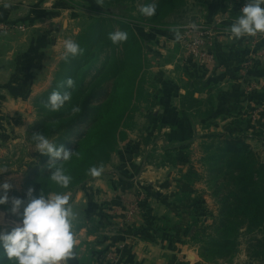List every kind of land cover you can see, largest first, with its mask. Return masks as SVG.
I'll return each mask as SVG.
<instances>
[{"label":"rangeland","instance_id":"374dc122","mask_svg":"<svg viewBox=\"0 0 264 264\" xmlns=\"http://www.w3.org/2000/svg\"><path fill=\"white\" fill-rule=\"evenodd\" d=\"M3 1L0 0V4ZM209 1L184 0L185 5L167 19L171 22L167 26L171 27L175 24L171 21L172 17L178 15V19L180 20V15L184 17L185 12L188 10L191 16L192 11L198 8L199 4L206 6ZM4 2V5L18 2L19 9L16 12L17 15L15 13H9V18L0 20V26L4 25L7 27L5 31L0 30V39H10V43L14 39L18 40L22 38L20 40L23 41L25 39L26 44L34 40L33 50L35 56L32 63L23 67L22 73L16 78V85H13L15 88L21 86V100L18 101L23 103L16 111L14 109H8L9 113L6 118L7 125H5V130L7 135L6 141H2V148L4 147L7 153L0 158V168L4 166H8L9 168L5 172L0 173V185L4 182H9L12 185L7 190L9 197L16 196L17 194L25 196L27 193V182L33 179L37 169L43 168L40 164V157H38L41 153L34 149L31 136L36 133L41 125L59 113V110L53 111L47 108L43 102L48 99L43 98L46 93L55 88L54 84L57 81V74L61 69L62 63L66 60L64 57V41L66 39H72L80 45V37L91 34L94 25L103 22L105 28L110 32L125 30L128 32L127 43L130 46L128 47V52L123 48V41L117 43L112 41L113 44H116V52L118 53V58L120 57L119 65L122 61H126L128 68L130 67L131 60L133 59L131 50V40L133 37L136 39V43L140 42L142 44V58L144 63L143 69L136 79V95L131 104L125 107L126 113L122 117L121 127L118 131L120 137L118 136L115 151L111 153L109 161L102 167V172L99 176L101 177L105 172H115L114 170L118 172L119 168L126 166L121 161L115 163L113 158H117L119 151L123 149L127 142L133 141L138 144V154L142 158L140 161V170H149L151 166L154 168L153 170L158 168V171L162 172L158 181H161L164 185H167V182H171V185H173L172 190L180 191L177 197L183 202L180 205L181 208L177 209V212L182 214V219L181 217L180 219L176 218L177 215L181 214L174 213V216L171 217L172 219L160 220L157 217L145 216L146 209L143 205L141 206L139 201L142 198L144 201L148 198L146 191H148V194L149 190L155 193L156 189L153 186L150 185L149 190L145 188L143 190H136L140 191L141 194L135 196L133 200H129V197L125 195L123 200L128 205H126L127 209L125 210L127 217L124 224L120 222L117 226L119 227L117 238L122 239V241L124 240L123 243H126L125 240L128 239L127 241H130L132 246L135 244L131 241H135L136 245H138V242L151 244L160 240L163 246H165L163 247V254L165 255L161 256L160 261L165 264L167 262H163L164 258H167L168 261L171 260L168 264H264V261L260 262L249 257L248 243L246 242L247 237L245 236L241 237V245L237 251L233 253L231 258L226 260H206L202 256V244L194 239L196 235L201 237L202 232L200 230L203 231L205 227L213 225V220L215 217H218L221 205L217 192L220 189V183L224 182L223 179L213 181L208 168L203 165L202 160L205 154L204 139L208 134L204 136L201 142H196V145L190 144L187 138L183 140L179 139V137H176V139L167 137L165 134L173 133V129H166L167 126L164 127L158 120H155V117H159L163 113H161V104H159L162 97L158 92L161 84L159 69L151 68L159 59V54L155 52V56L149 55L145 51V45L148 44V48L152 47L153 50H156L158 48L156 40H160L163 29L153 25L149 21L150 16L143 14L141 8L152 3L157 5L158 0H5ZM187 20L183 19L179 23L181 24ZM218 21L215 24H218L222 28L224 26L223 23H220V20ZM188 23L190 22L183 24ZM124 25L129 26L130 33L128 31L129 29ZM93 43L95 47L99 44V39L96 37ZM98 49L96 52H98ZM111 49V39L106 40V43L101 49V53L97 55L99 61L84 79V88L88 87V84L94 79L95 74L101 72L104 64L108 60L107 55L110 54ZM200 67L202 70L206 69L205 67ZM255 67L256 65L253 70ZM126 72L127 69H125L124 74ZM131 75L134 74L131 73ZM114 80L115 78L108 84L113 85ZM66 81L67 79L60 85V91L64 92L68 90L72 92V90H75L76 92L77 87L74 86L69 89ZM257 91L258 89H250L248 94H246L247 96L245 95V101H238V104L235 105L236 117L232 121L233 131H235L229 133L234 136L241 135L245 137L253 151L264 162V147L256 140V136L259 137L257 139L263 140L264 135H256V130H252L250 133L254 138H250V136L245 134L249 132L254 120L252 115L256 114L258 108L256 104L258 99L257 94L259 96V93ZM6 93L11 96L10 91ZM77 97L72 98L71 94L72 100L69 101L70 106L67 109L72 110L74 105H79ZM101 102L98 101L96 105ZM213 105L216 106L217 104L215 105V101L212 100L208 107L211 108ZM183 111L186 113L184 109ZM214 115H220L218 114L217 108L214 111ZM163 127L166 131L163 130ZM134 149L135 147L132 148L131 146L126 150L129 152L130 150L134 151ZM168 151H171L170 157H166ZM169 166L178 168L166 170V167L169 168ZM183 168L187 169L186 172H183ZM192 168L198 172V180H194L191 183H184L181 178L180 185L178 184L177 186L175 182L179 173L183 175ZM99 176L92 175L83 185L76 187L72 191L65 192L70 197V204L80 190L89 189V186L93 185V182L97 181V177L99 178ZM138 180L140 182L143 179ZM4 191V189L0 188V195H3ZM109 204L107 203L106 205L107 209H110L111 204ZM8 215L11 224L3 230H10L19 219L11 213ZM74 226L76 230L80 227L75 224ZM99 226L103 230L106 229L103 225ZM211 227L210 230L214 231L215 227ZM95 230H97L95 226L92 227V232ZM100 240H102V237ZM94 246V244L90 245L88 243L87 246L82 245L81 249L83 248V250L87 251L85 255L89 252L90 255L95 250ZM114 246L115 244L112 247ZM85 247L88 249H85ZM112 247L110 246L108 251L112 252ZM78 249H80L79 246L74 250L76 257L78 256ZM102 249L96 251L94 257L102 253L104 250ZM175 250L177 252L176 254L174 253ZM169 252L174 253L172 258L166 255ZM78 260L81 262L80 258ZM146 260V264H155L154 262L157 259ZM96 262L94 258L91 264H97ZM114 264L122 263L115 262Z\"/></svg>","mask_w":264,"mask_h":264},{"label":"crops","instance_id":"0c3cea01","mask_svg":"<svg viewBox=\"0 0 264 264\" xmlns=\"http://www.w3.org/2000/svg\"><path fill=\"white\" fill-rule=\"evenodd\" d=\"M4 1L0 4L1 21L9 18L11 13L16 14L19 9L18 2L4 5ZM246 3L247 0H210L206 6L199 4V7L192 11L191 16L188 10L184 17L180 15V20L178 15L172 17L171 21L175 24L171 27L180 25L179 22L183 19L188 20L181 24L187 22L209 24L219 22L218 20L223 23L222 32L217 39L215 66L212 68L207 67L202 70L200 65L189 63L177 38L171 33L170 26L162 31L160 40H156L158 45V48L155 47L156 50H153L152 47L148 48V44L145 45V51L149 55L155 56V52L159 54V59L151 68L159 69L161 84L158 92L162 96L159 104H161V113H163L159 117H155V120H158L164 127L167 126L166 129H173V133L165 134L167 137H172V139L179 137L183 140L187 138L188 143L196 145V142H201L207 134L209 136L213 133L228 134L232 132V121L236 117L235 105L238 104V101H245L246 94L252 88L258 89L259 96L257 94L256 104L258 108L256 114L252 115L254 120L250 130L245 134L254 138L250 133L252 130H256V135H264V32L258 31L255 34H245L239 39H233L230 31L231 24L241 14V9ZM20 39H14L10 43V39H0V158L7 153L6 149L2 148V141H6L5 125H7L8 109L16 111L23 103L18 101L21 100V86L15 88L13 85H16V78L22 73L23 67L32 63L35 57L34 40L26 44L25 39L23 41ZM249 61H252V66L246 71L245 68ZM256 69L261 71L253 73ZM249 70L253 74L250 75ZM188 90L194 91V97L205 103V106L210 99L215 101V105L217 104L215 107L220 115L213 116L209 127L204 126L206 121L193 118L183 111L181 97ZM7 91H10L11 96L6 93ZM164 127L163 130L166 131ZM154 128L156 129V127ZM151 133L153 132L151 131ZM257 138L259 137L256 136L258 143L264 147V139ZM131 146L135 149L128 152L126 149ZM138 152V144L133 141L127 142L119 151L117 158H113L115 163L121 161L126 166L119 168L118 172L113 169L115 172H105L101 177H97V181L93 182L94 184L89 186V189L80 190L71 202L72 209H75L73 212L76 214L74 224L80 226L77 230L74 226L76 247L79 246L80 249H78V256L71 259L69 264H83L78 259H81V256H84L87 251L81 249V246H87L88 243L95 245L94 254L105 245L104 250L102 249L103 252L94 257L97 264H114L115 262L146 264V259H157L155 264H165L160 261L161 256L165 255L163 254L165 246L160 240L151 244L138 242V245L135 241H131L136 245L132 246L130 241H127L128 239L125 240L126 243H123L124 240L117 238L119 229L117 226L120 222L124 224L127 217L125 210L128 205L124 202L123 197L127 195L129 200L135 199V196L141 194L136 190H143V188L149 190L150 185L156 189L155 193L149 190V194L145 190L148 198L145 201L143 198L139 200L141 206L143 205L146 209L145 216L163 220L172 219L174 213L181 214L177 212L183 203L177 197L180 191H173L171 182L164 185L158 181L162 174L158 168L153 170L154 168L151 166L149 170H140L142 158ZM177 168L169 166V168L166 167V170ZM183 169V172H186L187 169ZM140 176L141 178H139ZM138 179L143 180L139 182ZM180 180L179 173L175 182L177 186L180 185ZM107 203L111 204H109L110 209L106 208ZM181 216L182 214L177 215L176 218L180 219ZM10 224L9 215L0 210V231ZM99 225L105 226L106 229L103 230ZM94 226L97 230L92 232ZM101 237L102 240H100ZM113 244H115L114 247H112ZM110 246L112 252L108 251ZM85 249L88 248L85 247ZM174 253H177L176 250ZM174 253L169 252L166 255L172 258ZM163 262L168 264L171 260L168 261L167 258H164Z\"/></svg>","mask_w":264,"mask_h":264},{"label":"trees","instance_id":"16d2710c","mask_svg":"<svg viewBox=\"0 0 264 264\" xmlns=\"http://www.w3.org/2000/svg\"><path fill=\"white\" fill-rule=\"evenodd\" d=\"M184 5V0H158L156 12L150 16L149 21L164 30L167 24H170L167 19ZM124 26L130 33L129 26ZM109 33L111 32L102 22L94 25L91 34L82 35L80 37L82 54L70 56L62 63L54 84L55 88L53 87L54 89L46 93L43 98L48 99L53 90L60 91V85L65 79L71 77L74 80L77 90L76 92L72 90L71 94L72 98L78 96L77 106L80 110L73 112L67 109L70 106L68 101L59 109L56 116L46 121L36 131L47 135L58 145L73 152L72 158L64 162L67 174L72 177L70 185L62 188L51 181L50 176L54 171V168L50 167L52 158L47 154H39L43 168L37 169L33 179L27 182V190L34 187L37 194L41 190L46 194L50 191H72L90 179L92 175L89 169L93 165L98 168L103 167L109 161L111 153L115 151L122 117L126 113L125 107L131 104L136 95V79L143 69L144 60L142 44L136 43L133 37L131 40L133 59L130 67L128 68L126 61H120L119 65L117 47L111 40L112 49L107 55V62L101 72L94 75L88 87L84 88V79L99 61L97 55L101 53L106 40L110 39ZM96 37L99 39V44L94 47L93 41ZM127 41L128 38L123 40V48L126 52L130 47ZM125 69H127L126 74H124ZM260 71L256 69L253 73ZM253 73L249 70L250 75ZM113 78H115L114 84H108ZM98 101L102 102L96 105ZM211 101L212 99L205 106V103L194 97V91L190 90L182 97V105L186 113L193 118L206 121L204 126L207 127L210 126L216 111L214 105L208 107ZM204 142L203 165L208 168L213 181L223 179L224 183H220L217 192L221 209L218 217L213 220L214 224L211 225L215 230H210L212 227L207 226L203 231L200 230L201 237L198 235L194 237L202 244V256L206 260L229 259L241 245V237L245 236L249 257L262 262L264 261V162L253 151L247 139L241 135L213 133ZM170 152L166 153V157H170ZM181 178L182 182L191 183L198 180L199 174L192 168L181 175ZM16 196L24 197L18 194ZM9 208L10 205H0V210L7 214L10 213ZM0 260H3L4 264H14L2 255ZM93 261V252L81 258L83 264H91Z\"/></svg>","mask_w":264,"mask_h":264},{"label":"clouds","instance_id":"9594fccd","mask_svg":"<svg viewBox=\"0 0 264 264\" xmlns=\"http://www.w3.org/2000/svg\"><path fill=\"white\" fill-rule=\"evenodd\" d=\"M141 12L152 16L156 12L155 3L145 5ZM230 31L233 39H239L245 34L264 32V0H247L241 9V14L231 24ZM109 38L114 42L127 40L126 31L109 33ZM177 39L180 34L177 33ZM83 49L72 40L64 41V57L82 54ZM67 87L74 86V80L69 77L66 81ZM71 100V92H64L58 89L53 90L45 103L50 110L61 109L66 102ZM78 106H73L72 111L78 112ZM34 149L41 154H47L52 158L50 167L54 168L50 179L56 185L67 188L72 177L67 174L64 162L69 161L73 152L58 145L43 133H35L31 136ZM9 167L0 168V173L5 172ZM102 166L93 165L89 173L99 176ZM12 185L4 182L0 188L4 194L0 195V205H10L9 211L18 217L15 226L10 230L0 231V255L14 264H69V261L76 257V235L74 222L76 214L70 204V197L65 192H48L41 190L37 194L34 187H30L24 197H9L7 190ZM0 264H4L0 260Z\"/></svg>","mask_w":264,"mask_h":264},{"label":"built area","instance_id":"2783aa9c","mask_svg":"<svg viewBox=\"0 0 264 264\" xmlns=\"http://www.w3.org/2000/svg\"><path fill=\"white\" fill-rule=\"evenodd\" d=\"M6 28L4 25L0 26L2 31ZM221 32L222 28L215 23L190 22L171 27V33L176 38L177 33L180 34L177 42L185 53L187 61L205 68L215 66L217 39ZM251 63L252 61L247 63L246 71L251 68Z\"/></svg>","mask_w":264,"mask_h":264}]
</instances>
